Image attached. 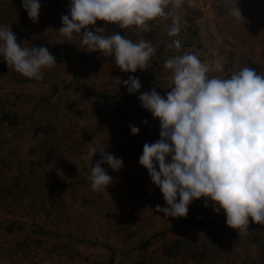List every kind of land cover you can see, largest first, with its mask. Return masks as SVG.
Returning a JSON list of instances; mask_svg holds the SVG:
<instances>
[{"label": "rangeland", "instance_id": "obj_1", "mask_svg": "<svg viewBox=\"0 0 264 264\" xmlns=\"http://www.w3.org/2000/svg\"><path fill=\"white\" fill-rule=\"evenodd\" d=\"M40 2L33 22L22 0H0V24L11 26L17 42L47 47L57 60L37 81L0 58V264H264V225L251 218L246 231L234 229L205 198L194 200L186 217L156 212L168 205L139 157L145 143L160 139V122L138 99L155 87L166 97L172 75L163 64L184 52L209 63L223 57L224 72L210 75L230 76L242 51L264 74V44L257 42L264 35V0H185L174 9L181 18L177 37L167 34L171 17L150 21L148 30L117 25L115 33L156 48L134 94L122 83L133 74L114 57L59 33L70 0ZM232 3L242 19L230 15ZM110 25L97 20L89 28L110 35ZM174 39L180 50L169 47ZM92 147L124 162L119 171L102 165L113 177L108 193L91 189L83 157ZM101 158L97 152L93 163Z\"/></svg>", "mask_w": 264, "mask_h": 264}, {"label": "clouds", "instance_id": "obj_2", "mask_svg": "<svg viewBox=\"0 0 264 264\" xmlns=\"http://www.w3.org/2000/svg\"><path fill=\"white\" fill-rule=\"evenodd\" d=\"M185 0H70L69 14L62 16L58 30L67 40L79 36L90 52L112 56L124 72L145 70L156 48L150 40L133 41L119 32L106 35L105 28L91 30L97 20L118 25L121 29L137 26L148 30L157 18H172L169 37L181 32V18L174 9ZM29 18L40 16V0H22ZM231 16L242 19L238 4L232 3ZM174 39L169 47L181 49ZM0 58L10 69L24 77L43 80V70L57 64L47 47L26 46L17 42L11 26L0 24ZM225 60L217 56L211 63L191 52L168 58L163 69L170 71V92L160 95L155 89L141 93V106L160 122V139L145 143L139 157L151 181L160 189L168 207H156L165 217H186L189 205L205 198L214 211L226 214L228 226L246 231L249 218L264 225V74L250 67L230 76L210 75L224 72ZM120 81V80H119ZM121 83V81H120ZM122 83L130 94L141 90L138 77ZM144 123H147L145 120ZM131 134L139 127L130 125ZM101 153L102 158L93 163ZM89 161L91 189L108 193L113 177L102 165L114 171L123 168L122 159L92 147L83 157Z\"/></svg>", "mask_w": 264, "mask_h": 264}, {"label": "crops", "instance_id": "obj_3", "mask_svg": "<svg viewBox=\"0 0 264 264\" xmlns=\"http://www.w3.org/2000/svg\"><path fill=\"white\" fill-rule=\"evenodd\" d=\"M254 22H256V20ZM259 34H258V37H257V42L264 44V35H261V34L259 35ZM245 55H247V54H245L242 51L238 52V54H237V56L235 58V62L231 66V69H230L231 73L237 72V71L241 70L244 67H250V68H252L255 71L257 70L256 72H258V65H257L258 62H257V60L255 58L249 59L248 57H244ZM258 74H260V73L258 72Z\"/></svg>", "mask_w": 264, "mask_h": 264}, {"label": "trees", "instance_id": "obj_4", "mask_svg": "<svg viewBox=\"0 0 264 264\" xmlns=\"http://www.w3.org/2000/svg\"><path fill=\"white\" fill-rule=\"evenodd\" d=\"M158 19V18H157ZM169 20V22L170 23H172V20L171 19H168ZM116 27H117V25H115V24H111L110 25V27L108 28V33L109 34H114L115 33V31L117 30L116 29ZM191 35V39L193 38V34H190ZM159 53V52H158ZM160 54V53H159ZM133 74V76H136V77H138V76H140V69H138L135 73H132ZM154 89H156L157 90V92L160 94L161 93V89L160 88H157V87H155ZM103 97L104 98H107V99H111V98H114V96H111V95H103ZM189 223L190 224H193V221H189ZM259 238H256V242L257 243H259ZM112 261H113V259H110V263H112Z\"/></svg>", "mask_w": 264, "mask_h": 264}]
</instances>
